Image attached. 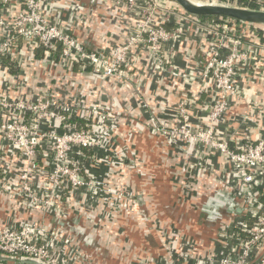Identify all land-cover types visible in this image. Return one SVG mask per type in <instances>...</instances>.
I'll return each mask as SVG.
<instances>
[{
    "label": "built area",
    "instance_id": "obj_1",
    "mask_svg": "<svg viewBox=\"0 0 264 264\" xmlns=\"http://www.w3.org/2000/svg\"><path fill=\"white\" fill-rule=\"evenodd\" d=\"M111 1L116 7L127 8L133 21L130 22L132 35L125 44L90 50L63 25L42 14L43 5L48 0H0V11H5V15L0 13V75L6 76L11 87L12 82L8 78L11 69L7 60L19 65L20 59L16 56L23 51L27 54L19 52L20 58L24 59L29 54L36 59L34 62L40 61L47 69L59 66L70 72L77 69L82 73L90 72L103 80L128 81L136 69L131 53L139 51L150 53L151 68L157 73L168 79H180L184 75L176 62L177 44L187 33L198 35L202 41L200 48L207 54L200 75L203 91L213 96L207 121H201L203 113L198 105L199 96L191 95L178 104L177 124L167 126L164 122H154L149 127L175 148L202 145L221 153L239 181L221 182L231 193L239 195L235 196L237 202L231 201L234 206L232 212L237 213L239 206L244 211L242 201L252 209V214H247L238 226L242 236L239 251L202 259L197 264H264V190L261 194L254 192L264 179V133L256 139L246 134L230 141L219 138L224 115L241 100L264 121V104L261 106L255 100H247L239 86L240 76L246 73L245 67L260 75L263 73L264 29L225 19L205 21L185 13L173 0ZM195 1L250 8L243 5L247 2L259 6L255 10L264 11L263 0ZM14 7L18 10L12 15ZM135 91L141 94L142 89L137 85ZM79 105L54 100L50 93L45 92L36 97L0 94V157L4 147H11L25 159L26 169L20 175L17 196L42 212V220L38 224L24 222L0 229L1 256L35 260L42 264L87 262L75 241L91 248L95 240L78 228L79 218L69 219L61 200L64 195L85 190L97 194L105 192L120 199L132 198L141 208L144 206L140 192L128 195L86 176V166L79 157H75V152L95 154L98 150H106V142L119 117L103 105ZM148 107L146 104L144 109ZM45 148H50L51 157L46 156ZM112 160L123 165L126 159L119 156ZM135 166L133 161L131 167ZM201 168L205 170L204 166ZM3 174L0 168V193L10 196V191L3 185ZM40 176L45 177L49 187L46 194L35 190V182L45 183L38 181ZM218 191L232 196L221 188L209 197L202 210L210 215L209 220L220 218L223 208H227L216 201L217 195H222L217 194ZM211 213L217 216H211ZM235 217L231 216L232 219ZM56 221L66 222L70 229H57ZM0 264L15 263L0 260Z\"/></svg>",
    "mask_w": 264,
    "mask_h": 264
},
{
    "label": "crops",
    "instance_id": "obj_2",
    "mask_svg": "<svg viewBox=\"0 0 264 264\" xmlns=\"http://www.w3.org/2000/svg\"><path fill=\"white\" fill-rule=\"evenodd\" d=\"M17 10L14 7L12 15ZM0 13L5 15L3 9ZM42 14L63 25L90 50L125 44L133 32L127 8L116 7L111 0H48ZM197 36L187 33L177 44L176 62L184 76L174 80L152 69L150 53L139 51L131 53L136 69L128 81L103 80L90 72L78 69L70 72L59 66L47 69L29 54L20 58V53L27 54L23 51L16 56L19 65L7 60L12 85L9 87L6 76L0 75V94L36 97L45 92L57 101L85 107L106 106L119 117L106 150L95 154L88 151L77 154L81 152L77 150L75 157L85 164L87 177L128 195L140 192L144 206L141 208L132 198L120 199L105 192L85 190L64 195L61 200L69 219L79 218L78 228L96 243L86 248L75 241L87 260L83 264H197L202 259L239 251L242 236L238 226L247 214H252V209L242 201L244 211L239 206L237 213L232 212L234 206L229 202L232 199L237 202L235 196L239 195L223 185L226 181H237L231 165L221 153L202 145L175 148L149 127L154 122L177 124L178 104L191 95L199 96L201 121H207L213 96L203 91L200 75L207 54L200 48L202 41ZM247 68L240 76L241 91L247 100L263 106L264 70L260 75ZM137 85L141 94L135 91ZM260 133H264L263 119L241 100L224 115L219 138L230 141L246 134L256 139ZM44 150L51 157L50 148ZM119 156L126 159L123 165L112 160ZM133 161L135 168L131 167ZM0 168L4 173L3 185L11 193L10 196L0 193V229L24 222L40 223L41 209L17 196L20 175L26 169L25 159L13 148L4 147ZM38 181L45 183L35 182L36 192L46 194L49 187L45 177L40 176ZM262 181L261 188H255L254 192H263ZM221 188L232 196L218 191L222 195L216 194V201L227 208H223L220 218L209 220L210 215L202 210L209 197ZM54 224L57 229H70L64 221ZM248 226L252 228L251 224Z\"/></svg>",
    "mask_w": 264,
    "mask_h": 264
},
{
    "label": "water",
    "instance_id": "obj_3",
    "mask_svg": "<svg viewBox=\"0 0 264 264\" xmlns=\"http://www.w3.org/2000/svg\"><path fill=\"white\" fill-rule=\"evenodd\" d=\"M185 13L199 18H219L245 23L253 27L264 29V11L255 10L238 5L206 4L195 0H173ZM140 198V197H138ZM230 200V199H229ZM231 202H229V205ZM216 205V204H214ZM238 212H241L240 209ZM211 216H217L211 213ZM0 260L15 264H42L35 260H21L6 258L0 255Z\"/></svg>",
    "mask_w": 264,
    "mask_h": 264
},
{
    "label": "trees",
    "instance_id": "obj_4",
    "mask_svg": "<svg viewBox=\"0 0 264 264\" xmlns=\"http://www.w3.org/2000/svg\"><path fill=\"white\" fill-rule=\"evenodd\" d=\"M263 2H264V0H263ZM264 4V3H263ZM243 5L244 6H249L250 8H252V9H257L259 6H257V5H255V4H248L247 2L245 3H243ZM203 20H205V21H215V22H219L221 19H219V18H204ZM260 34H261V36H263V34L260 32ZM262 42L264 43V37H262ZM12 68H15V66H12ZM82 123V122H81ZM80 123V124H81ZM79 125V124H78ZM80 126V125H79ZM82 126V125H81Z\"/></svg>",
    "mask_w": 264,
    "mask_h": 264
},
{
    "label": "bare ground",
    "instance_id": "obj_5",
    "mask_svg": "<svg viewBox=\"0 0 264 264\" xmlns=\"http://www.w3.org/2000/svg\"><path fill=\"white\" fill-rule=\"evenodd\" d=\"M193 1V0H192Z\"/></svg>",
    "mask_w": 264,
    "mask_h": 264
}]
</instances>
